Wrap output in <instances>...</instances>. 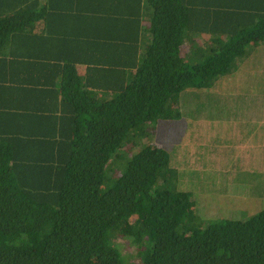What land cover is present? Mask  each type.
<instances>
[{
	"label": "trees",
	"instance_id": "obj_1",
	"mask_svg": "<svg viewBox=\"0 0 264 264\" xmlns=\"http://www.w3.org/2000/svg\"><path fill=\"white\" fill-rule=\"evenodd\" d=\"M144 3L149 39L119 87H86L66 66L49 92L32 91L21 78L19 91L33 96L34 108L0 97V264H264V209L202 226L191 193L178 188L167 149L151 142L124 165L126 150L117 153L138 145L149 124L182 118L184 90L212 86L264 44V13L250 27L210 30L226 33L225 40L192 43L191 36L207 31L191 24L201 15L197 7L185 0ZM36 6L37 0H0L4 66L14 68V37L52 10ZM186 44L196 46L190 60L182 53ZM13 83L0 77V90H13ZM9 115L17 117L15 127ZM121 239L135 246L132 260Z\"/></svg>",
	"mask_w": 264,
	"mask_h": 264
},
{
	"label": "rangeland",
	"instance_id": "obj_2",
	"mask_svg": "<svg viewBox=\"0 0 264 264\" xmlns=\"http://www.w3.org/2000/svg\"><path fill=\"white\" fill-rule=\"evenodd\" d=\"M250 50L212 86L181 93L182 119L149 124L135 139L138 145L124 144L117 152L126 150L124 165L151 142L167 149L178 188L191 193L202 226L247 219L264 209V58ZM182 53L193 58L185 46ZM120 242L132 260L135 246Z\"/></svg>",
	"mask_w": 264,
	"mask_h": 264
},
{
	"label": "crops",
	"instance_id": "obj_3",
	"mask_svg": "<svg viewBox=\"0 0 264 264\" xmlns=\"http://www.w3.org/2000/svg\"><path fill=\"white\" fill-rule=\"evenodd\" d=\"M37 1V9L46 4L52 10L47 11L45 19L36 18L29 30L14 37L12 53L8 54L14 57L13 69L0 60V77L15 81L13 90H0L2 103L34 108L33 96L19 91L21 78L27 77L32 91L49 92L54 87L52 83L58 85L62 80L61 69L66 66L75 68L87 82L86 87L100 91L119 87L125 74L134 73L136 57L142 55L143 43L149 39L151 10L145 7L146 0H53L51 4L48 0ZM263 1L185 0L201 13L192 17V26L207 29L206 33L191 36V42L225 40L226 33L214 36L210 30L232 31L234 27L255 25L263 19ZM86 9L95 12L86 13ZM263 46L254 47L257 58H264ZM194 47L186 44L185 49ZM51 99L52 93L47 101ZM8 119L15 127L17 117L9 115Z\"/></svg>",
	"mask_w": 264,
	"mask_h": 264
}]
</instances>
